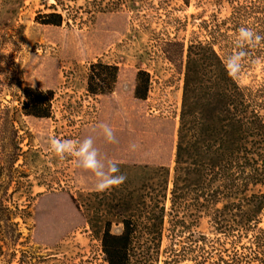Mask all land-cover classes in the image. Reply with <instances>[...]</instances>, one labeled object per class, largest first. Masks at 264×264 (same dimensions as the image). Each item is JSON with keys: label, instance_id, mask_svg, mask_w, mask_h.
<instances>
[{"label": "rangeland", "instance_id": "374dc122", "mask_svg": "<svg viewBox=\"0 0 264 264\" xmlns=\"http://www.w3.org/2000/svg\"><path fill=\"white\" fill-rule=\"evenodd\" d=\"M53 3L0 0V204L11 214L0 228V264H108L100 242L105 223H112L113 234L121 233L119 221L131 218V199L142 192L150 199L159 194V168L170 173L160 264L171 246L187 249L189 257L180 264H264V209L254 208L252 229L222 233L206 207L190 201L188 230L174 240L168 224L184 76L162 54L164 42H209L221 31L214 45L225 61L235 51L236 33L217 25L248 0H129L91 20L81 11L83 22L38 23V13H50L46 5ZM258 5L260 11L249 10L238 23L264 36V1ZM97 60L120 72L114 93L94 98L86 92V74ZM138 71L150 73L145 100L134 95ZM235 79L244 88L264 86V41L247 49ZM27 87L55 92L51 118L23 113ZM201 105L216 104L205 96ZM100 123L113 128L116 143L105 141L96 127ZM50 136L80 141L92 136L101 158L116 162L127 179L97 193L91 172L75 158L60 160L51 152ZM133 143L139 146L135 151ZM252 192L264 193V187ZM229 208L219 203L216 217L236 226L241 213Z\"/></svg>", "mask_w": 264, "mask_h": 264}, {"label": "trees", "instance_id": "16d2710c", "mask_svg": "<svg viewBox=\"0 0 264 264\" xmlns=\"http://www.w3.org/2000/svg\"><path fill=\"white\" fill-rule=\"evenodd\" d=\"M127 1L86 0L81 6H72L70 3L75 0H54L50 6L46 5L51 12H39L36 21L61 27L71 21L83 22L78 15L81 11L91 20L96 14L122 9ZM258 1L248 0V5H239L217 28L225 26L226 30L237 34L239 19L249 10H261ZM256 32L262 34L259 30ZM218 33L223 35L215 30L209 42L192 41L186 45L183 41H165L161 51L184 76L168 222L170 237L174 240L190 226L187 221L190 201L206 207L207 214L214 218L215 230L222 233L252 229L257 221L254 208L264 209V193L252 192L253 188L264 187V86L244 88L227 74L224 59L214 45ZM119 72L118 66L101 60L89 63L87 94L94 98L113 94ZM149 84L150 73L138 71L134 91L137 99L147 98ZM205 96L216 105H201ZM22 97L25 115L41 119L52 117L53 90L27 87L22 90ZM156 174L161 180L159 194L150 199L142 192L131 199V218L119 221L120 234H113L112 223H105L100 242L108 264L161 263L170 173L168 169L159 168ZM221 202L227 203L230 211L241 213V221H237L236 226L216 217L220 210L214 207ZM5 220L10 222L11 214L0 204V228ZM162 254L167 258L163 264H180L189 257L184 247L179 252L171 246Z\"/></svg>", "mask_w": 264, "mask_h": 264}, {"label": "clouds", "instance_id": "9594fccd", "mask_svg": "<svg viewBox=\"0 0 264 264\" xmlns=\"http://www.w3.org/2000/svg\"><path fill=\"white\" fill-rule=\"evenodd\" d=\"M262 41H264V36L252 28L247 26L238 28L234 41L235 51L228 55L224 61L225 69L230 77L236 78L239 74L247 57V49L256 47ZM96 127L100 129L105 141L108 143L117 142L114 130L109 124L100 123ZM129 147L135 151L139 146L133 143ZM49 148L60 160L68 157L75 158L78 167L86 172H91L96 178L94 190L97 193H104L113 187H119L127 179L125 175L118 174L119 166L116 162L101 158L99 150L94 146L92 136H88L82 141L50 136Z\"/></svg>", "mask_w": 264, "mask_h": 264}]
</instances>
